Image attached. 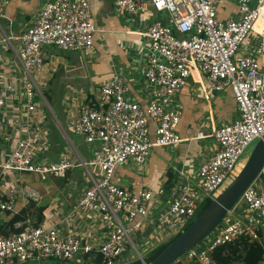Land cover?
Here are the masks:
<instances>
[{"label": "built area", "instance_id": "built-area-1", "mask_svg": "<svg viewBox=\"0 0 264 264\" xmlns=\"http://www.w3.org/2000/svg\"><path fill=\"white\" fill-rule=\"evenodd\" d=\"M219 1L113 0L117 14L138 15L146 6L152 11L143 34L146 52L136 60L146 103L142 107L127 95L129 86L120 73L83 100L66 126L94 145L87 160L65 154L48 160V130L34 117L43 105L37 95L44 101L34 73L42 68L48 46L79 53L93 47L97 27L88 1L48 0L30 25L15 33H7L0 22V44L12 54L3 60L17 81L12 86L6 82L9 76L0 75V136L3 144L13 142L1 170L32 173L43 181L82 167L87 176L70 213L59 222L28 224L18 233L0 234V264L72 261L91 251L102 255L101 264H126L133 260L129 251L146 263L140 248L149 245L150 251L183 231L200 204L228 186L246 149L264 135V0H230L236 16L224 19L217 15ZM6 4L0 0V19L5 18ZM192 76L204 100L210 99V91L229 89L236 105L237 117L212 131V154L195 170L175 168L176 178L167 191L163 186L153 191L115 182L117 168L143 166L153 147L181 144L177 93ZM6 187L0 194V216L15 213L17 193L34 202L40 199L29 185ZM73 216L83 227L70 223ZM242 237L260 244L258 264H264V163L221 222L184 257L193 264H215L211 252Z\"/></svg>", "mask_w": 264, "mask_h": 264}, {"label": "crops", "instance_id": "crops-1", "mask_svg": "<svg viewBox=\"0 0 264 264\" xmlns=\"http://www.w3.org/2000/svg\"><path fill=\"white\" fill-rule=\"evenodd\" d=\"M46 1L48 0H7L4 8V25H2L4 30L7 33H15L30 25ZM87 1L97 27V31L93 35V47L84 53L77 52L79 53L78 57L81 58L79 59L81 63L75 62L68 54V52L73 51H62L55 46L46 48L44 59L46 75L41 79V82L44 84L45 90L44 92L40 90V92L44 96L45 103L49 102L44 93L47 97H50L51 102L54 103L52 108L59 110L65 125L58 118V124L55 122L53 112H51L52 119L46 113L47 111H44L45 117H42V114L39 116L38 114L42 111L43 105L34 116L37 117L40 124H44L47 128L50 143L52 133L50 122H52L64 140H71L74 149L79 155L77 158L85 160L92 156L94 145L86 143L80 136L70 132L67 129L66 120L71 113H74L79 104L86 99V95L96 92L102 82L112 78L116 73H120L125 77L129 86L127 95L142 107L145 105L144 84L141 71L136 65V60L145 55L146 51L143 47L146 37L143 34L147 29L149 20L152 18V11L148 6H146L145 11L138 15L117 14L113 9V0ZM236 11L235 3L230 0H220L217 5V15L222 19L236 16ZM11 56L10 49L5 44H0V64H2L0 66V75L9 76L6 82L14 86L17 85L16 76L11 74L10 71L8 72V64L3 60V57L8 60ZM85 56H87L86 62L84 61ZM57 70L62 72L57 73ZM210 93V99L208 101L204 100L198 80L195 76L189 77L177 93V98L181 105V117L177 125V132L183 139L181 144L177 147H153L143 166L138 167L133 163H129L117 168L114 173V181L128 184L134 189L147 187L154 191L161 186L164 187L169 170L176 178L175 168L195 170L203 160L207 159L216 146L214 138L211 136L212 131L215 127L234 120L238 115L236 107L230 98L232 96L229 89L220 94L212 91ZM54 114L56 115L55 111ZM59 126L63 129L59 128ZM150 129L152 135V123H150ZM1 132L2 128L0 127V135ZM199 132L204 136L197 138L196 135ZM71 134L73 138H69ZM14 136L16 139L17 133ZM6 146L7 144H3L0 136V164H2L7 154L4 152ZM66 146L63 147L61 153L71 159L67 154L71 151H67ZM60 156L51 158V155L47 154L48 160L52 161L57 160ZM77 169V167L71 169L69 176L71 174L80 175ZM1 174H3V178L0 182V194L6 192V184H14L18 187L17 179L20 181V187L24 184L32 187L30 183L27 184L25 180L15 176L13 172L3 171L0 168ZM50 177L54 176H49L46 180H49ZM55 178L52 179L55 180ZM39 181L42 180L39 179ZM44 187L47 188L48 185ZM27 203L28 199L17 193L14 203L15 212ZM69 203L67 201L66 206ZM72 203L69 210H71ZM55 205L57 204L50 205L49 213L44 216V225L59 222L67 215H64L63 212L60 214V208L55 210L53 208ZM8 218L7 212L3 213L0 216V224L8 220ZM81 222L80 218L74 216L70 221L71 224H78L80 228L83 227ZM83 223L86 224L87 222ZM100 235H102V232H100ZM40 264L54 263L42 262Z\"/></svg>", "mask_w": 264, "mask_h": 264}, {"label": "trees", "instance_id": "trees-1", "mask_svg": "<svg viewBox=\"0 0 264 264\" xmlns=\"http://www.w3.org/2000/svg\"><path fill=\"white\" fill-rule=\"evenodd\" d=\"M44 95L47 101L50 103V105L54 106V103L51 102L50 97H47L45 93ZM90 97H91L90 94L86 95V99ZM230 98L235 105L233 96ZM41 110H44V107H42ZM56 116L58 119H60L57 114ZM50 126L52 129V133H51V143H50L51 146H50L49 155H51V158H57L58 156H60V153L63 150V147L66 145V142L63 139V137L60 135L58 130L56 129L55 125L52 124V122H50ZM70 137H72V134L70 135ZM12 146H13V142L10 144H7V146L4 148L5 150L4 152L8 153ZM69 171L70 170H67L66 175L64 177L69 176ZM64 177H61V179ZM2 178H3V174L0 175V182L2 181ZM174 179H175L174 174L169 170L167 181L164 185L165 191H167L170 188ZM211 201L212 199L204 200L200 204L199 208L197 209L193 219L202 210H204L211 203ZM50 208H51L50 206L36 207L34 206V201L31 199H28V203L24 205L21 209L17 210L15 213L7 212V214L9 215V218L8 220L3 221L2 224H0V234L10 235L12 233H18L22 231L28 224H32L34 226L43 224L44 216L47 213H49ZM31 217L34 218V221L32 223H30ZM27 219H29V223L26 222ZM193 219L185 225L184 229L193 221ZM16 222H22L21 226L15 228L14 224ZM181 232H179L178 234H180ZM178 234L157 244L153 249L147 252V255L144 256V261L147 263L151 261L152 259H154ZM261 254H262V248L258 242L251 241L246 237H242L240 239L233 241L232 243H226V244L217 246L211 252L210 255H211V258L214 260L215 264H258L261 260ZM184 256L185 254L181 255L172 264H193L192 262L186 260ZM51 260L54 264H101L103 258L100 253L91 251L72 261L58 260V259H51ZM126 264H141V262L138 259H136Z\"/></svg>", "mask_w": 264, "mask_h": 264}, {"label": "water", "instance_id": "water-1", "mask_svg": "<svg viewBox=\"0 0 264 264\" xmlns=\"http://www.w3.org/2000/svg\"><path fill=\"white\" fill-rule=\"evenodd\" d=\"M46 105L49 104L46 102ZM53 118L58 124L54 113ZM264 163V135L258 139L248 154L240 171L228 186L218 193L211 203L178 234L154 259L141 264H172L190 248L200 243L221 222L242 192L259 174Z\"/></svg>", "mask_w": 264, "mask_h": 264}, {"label": "rangeland", "instance_id": "rangeland-1", "mask_svg": "<svg viewBox=\"0 0 264 264\" xmlns=\"http://www.w3.org/2000/svg\"><path fill=\"white\" fill-rule=\"evenodd\" d=\"M1 25H4V19H0ZM68 54H70V56L73 58V60L75 62H80L81 61L78 57L79 53L77 52H68ZM84 61H87V56L84 57ZM58 72H62L57 70ZM35 79L37 80V84L39 89L41 90V92H44L45 88H44V84L41 82V79H43L46 75V69L44 67V64L42 66V68L40 70H37L35 73ZM61 97H63L61 95ZM60 97V98H61ZM37 98L43 103L44 109L46 110H42L39 112V116L45 117V112L48 113L50 119H52L51 116V112L55 113L59 116V120L64 124V119L62 118V116H60V112L58 109H54V107L52 108V106H47L46 103L43 101V99L41 98L40 95H37ZM59 98V99H60ZM49 104V103H48ZM60 105V102H59ZM53 110H52V109ZM45 111V112H44ZM65 125V124H64ZM69 135V134H68ZM70 138V136H69ZM66 141V148L67 151H71L69 153H67L69 155V157L73 160L79 159L77 157H79L77 151L74 149V146L71 142V140L65 139ZM257 141V140H256ZM252 142L249 147L246 149L247 151H245V153L243 154L242 157V162L241 164H238L235 168V171L231 177V180L236 176V174L240 171L241 167L243 166L244 162L247 159V155L248 153L251 151L252 147L254 146L255 142ZM63 153H60V155ZM77 172H80V175H74L71 174L69 177H64V178H55V177H50L49 180H43V181H39L38 177L35 174L32 173H26V172H19V173H14L15 176L20 177V179L25 180V182L28 184L30 183V185L38 192V194L40 195V199L38 201L34 202V206L36 207H45V206H50V205H54L55 203L57 205H55L53 208L56 210L58 208L61 209V211L59 212L60 214H62V212L65 214H69L70 213V204L72 202H75L76 199L80 196V194L82 193V190L85 186L84 182L85 179L87 178L86 174L84 173V169L82 167H77ZM52 178H55L52 179ZM15 179V178H14ZM18 181V187H20V181L19 179H17ZM52 184V185H51ZM48 185L47 188H45L44 186ZM63 189V190H62ZM62 201V202H61ZM67 201H69V205H67ZM56 207V208H55ZM52 208V209H53ZM69 210V211H68ZM68 212V213H67ZM30 223H32L34 221V218H30ZM134 240H136V237H133ZM149 244V243H148ZM149 248V245L145 246V248H140V252L141 253H145L143 255H147V252ZM128 255L131 256V258L133 260H136V256L134 254L133 251H129Z\"/></svg>", "mask_w": 264, "mask_h": 264}]
</instances>
